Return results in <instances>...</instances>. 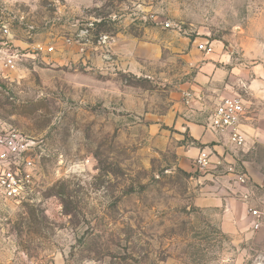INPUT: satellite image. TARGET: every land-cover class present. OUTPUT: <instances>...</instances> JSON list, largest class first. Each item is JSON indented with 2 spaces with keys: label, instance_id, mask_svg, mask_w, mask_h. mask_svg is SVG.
<instances>
[{
  "label": "rangeland",
  "instance_id": "1",
  "mask_svg": "<svg viewBox=\"0 0 264 264\" xmlns=\"http://www.w3.org/2000/svg\"><path fill=\"white\" fill-rule=\"evenodd\" d=\"M224 96L244 141L201 149ZM0 137V264H264V0H0Z\"/></svg>",
  "mask_w": 264,
  "mask_h": 264
},
{
  "label": "built area",
  "instance_id": "2",
  "mask_svg": "<svg viewBox=\"0 0 264 264\" xmlns=\"http://www.w3.org/2000/svg\"><path fill=\"white\" fill-rule=\"evenodd\" d=\"M162 24L170 25L169 22L163 21ZM200 48L211 51V46L208 48L205 45H200ZM7 64L12 66V59H8ZM244 115L243 102L238 97H223L213 107L207 118V128L219 136H226L227 141L234 145H240L244 141V133L240 128L241 120ZM0 146L8 149H15L12 137H0ZM5 158L6 153L2 152ZM198 165L204 166L209 163V152L200 150L196 157ZM31 161H26L23 170L17 168L6 167L0 171V188L2 194L7 198H17L21 196L23 187L31 181ZM251 215L254 216V225L258 227L260 224L257 220L258 211L251 210Z\"/></svg>",
  "mask_w": 264,
  "mask_h": 264
},
{
  "label": "crops",
  "instance_id": "3",
  "mask_svg": "<svg viewBox=\"0 0 264 264\" xmlns=\"http://www.w3.org/2000/svg\"><path fill=\"white\" fill-rule=\"evenodd\" d=\"M210 63V64H209ZM206 64H209L207 67L201 66L199 68L198 73L196 74L195 80L196 82L192 83V88L194 89V92H190L191 94V99L198 102V99L195 96H198V93L201 90V85L200 83H204L205 81H208L209 78L212 75H216V73L218 72L217 67L213 64V62H207ZM225 97V96H224ZM208 130H196L195 132L192 131V136L193 138H195L196 140H198L200 143L204 144V147H202L201 149H206L209 148L208 145H206V142L210 141V140H217V135L215 133H213L212 131ZM201 149H197L195 147H192L190 149V153L191 155H195V157L198 155L199 150ZM253 210V209H251ZM251 210H249L248 213H244V214H240L236 211H231L228 208L227 213L225 214L227 216V219H229V224L226 222L221 223L222 229L227 231V232H238V231H244L246 228H249V226L253 223V219L254 216L251 215ZM261 230L264 231V222L261 226L260 231L257 232V236L260 234V232H262ZM249 236V235H248ZM254 236V237H255Z\"/></svg>",
  "mask_w": 264,
  "mask_h": 264
}]
</instances>
